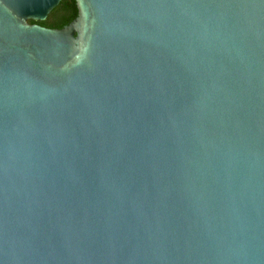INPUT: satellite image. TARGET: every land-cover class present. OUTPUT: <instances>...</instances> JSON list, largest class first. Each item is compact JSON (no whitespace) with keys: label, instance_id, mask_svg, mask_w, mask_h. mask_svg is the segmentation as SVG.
I'll return each instance as SVG.
<instances>
[{"label":"water","instance_id":"95a60500","mask_svg":"<svg viewBox=\"0 0 264 264\" xmlns=\"http://www.w3.org/2000/svg\"><path fill=\"white\" fill-rule=\"evenodd\" d=\"M0 0V264H264V0Z\"/></svg>","mask_w":264,"mask_h":264},{"label":"flooded vegetation","instance_id":"af4514ba","mask_svg":"<svg viewBox=\"0 0 264 264\" xmlns=\"http://www.w3.org/2000/svg\"><path fill=\"white\" fill-rule=\"evenodd\" d=\"M62 6L63 0L47 14L44 20L37 21L36 24L49 29H59V25L63 22Z\"/></svg>","mask_w":264,"mask_h":264},{"label":"trees","instance_id":"16d2710c","mask_svg":"<svg viewBox=\"0 0 264 264\" xmlns=\"http://www.w3.org/2000/svg\"><path fill=\"white\" fill-rule=\"evenodd\" d=\"M62 14H63V22L59 25L60 28L70 23L76 17L77 10L74 0H63ZM28 22L30 24L36 23L33 21H28Z\"/></svg>","mask_w":264,"mask_h":264}]
</instances>
